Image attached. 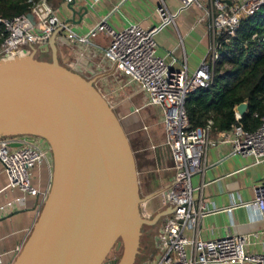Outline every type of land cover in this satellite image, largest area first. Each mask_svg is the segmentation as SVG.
<instances>
[{
	"label": "crops",
	"instance_id": "1",
	"mask_svg": "<svg viewBox=\"0 0 264 264\" xmlns=\"http://www.w3.org/2000/svg\"><path fill=\"white\" fill-rule=\"evenodd\" d=\"M77 12L73 24L66 23L71 12L64 0H51L50 5L65 24L66 30L59 31L49 41L40 46H29L51 62L55 57L59 65L85 80L93 83L104 97L118 119L134 156L139 187L145 188L147 203L149 199L160 196V206L153 214L167 210L163 206L162 194L173 180V171L166 151L160 147L165 140L162 122L163 115L155 107L146 104L144 92L129 76L115 69L107 61L103 50L109 44L106 34L100 33L90 44L69 43L68 31L78 36L86 35L101 20L119 32L136 24L143 29L161 25L157 14L158 0H74ZM202 8L191 5L178 11L180 0H165L167 11L176 14L173 21L162 27L154 36L157 56L167 62L175 60L174 68L184 64L189 74L195 72L208 52L210 38L207 31L208 20L203 19L209 10V0H199ZM85 10V11H84ZM36 47V48H35ZM167 54H170L168 56ZM157 127H161L157 131ZM154 130V131H153ZM220 132L212 131L216 138ZM11 147L26 145L20 136L11 137ZM203 163L202 174L191 179L194 188L192 196L201 198L208 209L220 210L202 218L198 226V237L211 240L225 235L244 236L246 250L252 254L264 251V219L250 207L240 206L253 200V188L264 183V162L253 165L249 157L232 155L230 143H216L208 146ZM148 174H153L152 178ZM169 178V180H168ZM168 182L164 183L163 180ZM52 180V157H48L31 171L30 183L38 191L30 196L18 189L7 187L8 181L0 163V257L4 264L14 263L28 240L48 195ZM227 209H231L227 211ZM168 216V215H167ZM166 217V216H165ZM164 217V218H165ZM187 238L192 232L184 230Z\"/></svg>",
	"mask_w": 264,
	"mask_h": 264
},
{
	"label": "built area",
	"instance_id": "2",
	"mask_svg": "<svg viewBox=\"0 0 264 264\" xmlns=\"http://www.w3.org/2000/svg\"><path fill=\"white\" fill-rule=\"evenodd\" d=\"M50 1L26 0L29 5L27 13L13 18L0 17L3 28L0 60L19 57L26 53L27 47L44 45L54 34L66 30ZM73 1L64 0L67 4ZM158 1L159 27L147 30L130 24L115 32L106 20H101L84 36L71 31L66 35L69 43L90 44L98 34H106L110 41L103 50L105 59L117 71L127 74L130 82L144 92L146 104L157 108L163 115L165 140L160 147L167 153L173 180L163 192L162 199L163 206L172 212L164 218L155 237L157 256L153 264H264V251L260 254L249 253L244 236L225 235L211 240L198 237L200 220L220 210L208 209L201 198H194L191 185L192 177L202 174L205 169L203 159L208 146L216 143H230L232 155L249 157L253 165L264 162V116L259 117L260 124L255 130H246L238 124L212 138L213 122L209 120L204 126L193 128L184 107L191 93L208 88L212 82L221 48L219 36L223 33L234 36L243 18L252 17L264 8V0H209V10H205L203 17L208 20V52L198 69L191 74L184 64L176 69L173 67L175 60L167 62L165 58L157 56L154 36L176 16L167 11L165 0ZM191 5L202 8L199 0H180L178 11ZM27 14L33 16L34 23L27 18ZM224 43L227 44L228 40ZM241 117L235 112L236 121ZM11 139L0 138V163L8 181L7 187L37 196L38 191L30 183L31 171L49 156L52 157L50 148L40 138L25 136H20V139L26 145L11 147ZM146 202L140 205L144 217H148ZM240 206L254 208L264 219V183L253 188L251 202ZM186 229L192 232L191 238L184 235ZM0 264H4L1 257Z\"/></svg>",
	"mask_w": 264,
	"mask_h": 264
},
{
	"label": "water",
	"instance_id": "3",
	"mask_svg": "<svg viewBox=\"0 0 264 264\" xmlns=\"http://www.w3.org/2000/svg\"><path fill=\"white\" fill-rule=\"evenodd\" d=\"M73 6L67 24L75 22ZM35 53L0 60V138H40L52 155L47 198L14 264H133L140 227L172 211L151 221L141 215L147 199L139 197L134 156L111 107L91 81ZM247 110V102L235 107L240 116ZM112 250L120 258L106 262Z\"/></svg>",
	"mask_w": 264,
	"mask_h": 264
},
{
	"label": "trees",
	"instance_id": "4",
	"mask_svg": "<svg viewBox=\"0 0 264 264\" xmlns=\"http://www.w3.org/2000/svg\"><path fill=\"white\" fill-rule=\"evenodd\" d=\"M29 11L26 0H0V17L13 18ZM3 28L0 25V43ZM255 39H252L253 36ZM228 40L225 44L224 41ZM264 8L252 17L243 18L234 36L223 33L219 59L213 69L210 86L191 93L185 111L193 128L213 122L212 131L226 132L234 125L255 130L264 116ZM248 103L239 121L235 107ZM257 115V117H255ZM120 252V250H118Z\"/></svg>",
	"mask_w": 264,
	"mask_h": 264
},
{
	"label": "rangeland",
	"instance_id": "5",
	"mask_svg": "<svg viewBox=\"0 0 264 264\" xmlns=\"http://www.w3.org/2000/svg\"><path fill=\"white\" fill-rule=\"evenodd\" d=\"M36 48V47H35ZM38 49H36L35 53V59L42 61L45 59L43 56L37 52ZM161 127H157V131H160ZM154 131V130H153ZM149 178L153 177V174H148ZM138 180V176H137ZM169 180V178H168ZM167 179H164L163 182L166 183L168 182ZM138 186H139V181H138ZM146 192L145 188L142 186L141 189L139 187V197L144 199L146 197ZM161 198L160 196H156L152 199L148 200V203L146 202V214L148 217V220H152V218L155 215L150 216L148 213L153 214V210L160 206ZM142 209L140 207L139 212L142 215ZM148 212V213H147ZM157 214V213H156ZM143 216V215H142ZM144 217V216H143ZM164 220V217H160L159 220L153 224V225H142L139 229V237H138V244H137V249H136V255L134 259L133 264H153L154 257H156V249H155V237L162 225V222ZM121 255V251H116L112 250L109 255L106 258V262H112V261H118Z\"/></svg>",
	"mask_w": 264,
	"mask_h": 264
}]
</instances>
